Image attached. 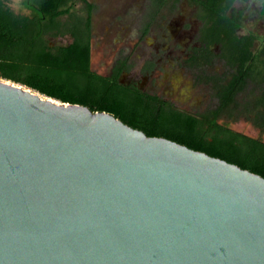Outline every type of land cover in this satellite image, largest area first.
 Wrapping results in <instances>:
<instances>
[{
	"label": "water",
	"instance_id": "95a60500",
	"mask_svg": "<svg viewBox=\"0 0 264 264\" xmlns=\"http://www.w3.org/2000/svg\"><path fill=\"white\" fill-rule=\"evenodd\" d=\"M0 264H264V178L0 78Z\"/></svg>",
	"mask_w": 264,
	"mask_h": 264
},
{
	"label": "trees",
	"instance_id": "16d2710c",
	"mask_svg": "<svg viewBox=\"0 0 264 264\" xmlns=\"http://www.w3.org/2000/svg\"><path fill=\"white\" fill-rule=\"evenodd\" d=\"M10 1L0 0L1 79L63 103L106 112L148 137L174 141L264 178V142L219 122L245 82L264 74V38L254 48L252 36H237L242 16L233 11L236 0H197L211 22L202 38V51L219 45L226 62L234 67L231 78L217 88L218 109L202 115L180 110L157 95L120 82V69L112 76L92 71L93 7L86 0H21L28 14L13 12ZM75 1L84 5L83 16L71 13ZM65 16L68 20L61 21ZM64 35L71 37L67 45L51 47L47 42L48 37ZM125 69L129 71L130 66ZM258 105L263 107L260 122L264 124V97L258 99Z\"/></svg>",
	"mask_w": 264,
	"mask_h": 264
},
{
	"label": "rangeland",
	"instance_id": "374dc122",
	"mask_svg": "<svg viewBox=\"0 0 264 264\" xmlns=\"http://www.w3.org/2000/svg\"><path fill=\"white\" fill-rule=\"evenodd\" d=\"M91 14V70L105 75L117 54L129 60V73L124 81H132L156 94L174 107L195 115L209 114L219 107L217 88L233 75L220 46L210 45L206 52L193 48L197 28L211 22L197 0H86ZM154 2L149 16L144 7ZM8 7L15 13L28 14L21 0H11ZM264 0H236L233 11L240 12L242 25L237 36H252L254 48L264 38ZM71 13L84 15V5L73 2ZM68 17H62L65 22ZM51 47L71 42L70 35L48 37ZM264 58V54H263ZM150 61L154 73L146 78L140 71ZM264 97V74L248 79L234 97L220 123L239 133L264 142V124L260 122Z\"/></svg>",
	"mask_w": 264,
	"mask_h": 264
},
{
	"label": "flooded vegetation",
	"instance_id": "af4514ba",
	"mask_svg": "<svg viewBox=\"0 0 264 264\" xmlns=\"http://www.w3.org/2000/svg\"><path fill=\"white\" fill-rule=\"evenodd\" d=\"M155 3L154 2H151L149 1L147 3V5H145L144 7V13L145 15L149 16L151 14V12L153 11V7H154ZM203 10V9H202ZM202 14L204 16H206L205 18L207 19V15L205 13V11L203 10ZM206 28L207 26H200L199 28H197V37H196V43L193 45V48H196V49H203L204 48V43L202 41V38H205L207 36V31H206ZM90 45H91V40H90ZM126 59L125 56H122L120 54H117L116 57L111 61L109 67H108V70H107V73L105 74V76H112L113 72L115 70H119L120 69V72H119V76H118V79L120 82L122 83H125V84H131L133 86H135L137 89H139L141 92H144V93H148V94H151V95H156V94H153L151 93L149 90H145L142 88V85L138 84V83H135V82H128V81H124L123 78L129 73V71H126V66H130L129 64V60L127 59V62L124 63L123 61ZM152 64V63H151ZM150 64V61L144 63V66L142 67L140 73L148 78L150 77L153 73H154V68L153 65L151 66ZM159 97V96H158Z\"/></svg>",
	"mask_w": 264,
	"mask_h": 264
}]
</instances>
